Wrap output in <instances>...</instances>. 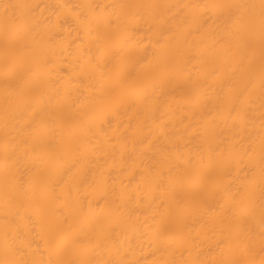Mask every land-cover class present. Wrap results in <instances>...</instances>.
Masks as SVG:
<instances>
[{
  "label": "bare ground",
  "instance_id": "6f19581e",
  "mask_svg": "<svg viewBox=\"0 0 264 264\" xmlns=\"http://www.w3.org/2000/svg\"><path fill=\"white\" fill-rule=\"evenodd\" d=\"M0 264H264V0H0Z\"/></svg>",
  "mask_w": 264,
  "mask_h": 264
}]
</instances>
